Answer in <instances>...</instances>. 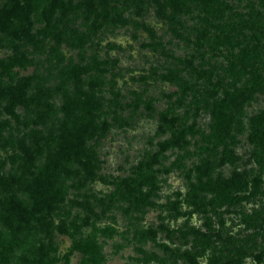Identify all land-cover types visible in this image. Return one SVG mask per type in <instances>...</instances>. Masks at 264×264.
Listing matches in <instances>:
<instances>
[{"label": "rangeland", "instance_id": "rangeland-1", "mask_svg": "<svg viewBox=\"0 0 264 264\" xmlns=\"http://www.w3.org/2000/svg\"><path fill=\"white\" fill-rule=\"evenodd\" d=\"M77 2L73 0L74 4ZM216 2L225 10L218 21L212 20L211 13L203 14L207 6L197 0L190 4L189 13L177 16L172 22L156 16L153 0H108V9L119 10L121 19L125 20L123 23L113 22L115 18L109 15L108 23L90 26L84 21L81 10L74 11L66 19L70 32L57 47L60 61L49 52L55 45L44 29L42 10L31 14L29 34L37 44L25 45L24 40L14 42L19 52H24L29 59L24 68L15 66L10 70L14 80L35 74L45 86L54 88L59 80L58 68L81 66L82 90L88 91L92 86L102 105L99 120L104 118L108 127L102 137L87 142L94 147L99 161L97 177L79 191L68 189L65 201L50 215L54 227L49 233L33 231L32 221L25 220L27 230L20 233L8 261L0 258V264H37L38 245L43 247L44 258L52 259L54 264H82L86 255L73 250L72 242H84L88 238L98 247V264H187L183 256L186 251L197 254L196 264H212L214 257L218 258V264H264V147L248 139L252 132L250 124L264 112L263 91L253 93L252 99L243 105V129L234 136L233 143L226 146L236 158L232 164L224 163L213 172L224 178L234 172L245 174V188L230 194L240 196L239 203L228 207L206 206L203 212H196L184 201L190 183H195V166L203 160L215 166L222 150L221 145H215L216 140L207 136L209 115L194 103L193 97L205 96L210 90L215 93L217 80L221 82L219 90L247 84V72L237 80L239 71L232 70L230 65L236 64L241 51L250 50L254 45L260 55L253 68H257L264 80V0H212L207 5L214 7ZM250 9L259 14L256 27L260 32L254 33L257 40L248 30H234L233 26L237 15L244 16ZM201 31L205 32L204 38ZM75 35L83 37L82 46ZM0 37L4 38L1 33ZM7 41L5 39L0 46V59L12 55ZM169 71L192 87V93H187L180 104L175 101L180 95L175 80L164 79ZM7 82L6 76L0 77V83ZM67 83L71 89V83ZM218 94L220 91L216 96ZM63 105L65 99L57 93L46 100L40 99L38 111L42 119L36 118V126L30 122L25 126L20 121L24 110L16 107L15 116L10 117L2 112L3 101L0 100V121L5 119L9 123L1 134L26 139L29 130H39L40 137H51L45 148L50 151L58 135L61 136L57 129L63 119ZM76 106L75 111L81 108L80 104ZM29 110L26 115L35 113ZM162 112L168 117L181 118L186 126L193 122L194 133L186 135L185 153L168 150L155 166L159 173L158 189L150 198L153 204L139 211H124L127 202H108L112 181L128 176L157 150L158 142L169 138V131L160 133L156 128ZM14 152L10 148L0 149V176L5 177L15 170V166L5 160ZM42 159L35 157L33 164L39 165ZM252 178L259 179L256 188L251 187ZM76 193L88 197L93 215L70 205L73 198L80 201ZM200 195L206 193L200 192ZM17 197L29 210L30 201L25 196ZM96 199L109 206L98 205ZM86 215L89 219L84 224L82 218ZM61 222L62 232L56 227ZM160 224L165 226L164 230L159 229ZM149 229L155 230L153 237L145 232ZM191 231L199 232L197 238ZM13 234L0 222V246L6 245Z\"/></svg>", "mask_w": 264, "mask_h": 264}, {"label": "trees", "instance_id": "trees-1", "mask_svg": "<svg viewBox=\"0 0 264 264\" xmlns=\"http://www.w3.org/2000/svg\"><path fill=\"white\" fill-rule=\"evenodd\" d=\"M107 1L78 0L74 4L73 0H0V33L4 36V38L0 37V46L7 39V43L10 44L13 50L11 56L0 59V77L6 76L8 80L7 83H0V100L3 101L2 112L14 117V109L21 107L25 112L20 120L23 125L26 126L30 122L33 126H36V118L38 121L42 119V113L38 111L40 99L46 100L55 93L65 99V105L62 107L63 119L57 129L58 133L61 131V136L58 135L56 144L50 151L46 150L51 141L50 136L40 137L39 130L32 128L26 134V139H22L23 137L15 138L12 134L3 137L1 133L9 126V123L5 119L0 121V149L10 148L16 151L5 159L8 164L15 166V170L5 177L0 176V222L14 232L11 239L6 241V245L2 244L0 246V258L3 262L8 261L13 245L20 239V233L24 229L27 230L25 220L32 221L33 231L49 233L54 227L50 221V215L65 201L68 189L79 191L97 177L99 161L94 147L88 145L87 142L102 137L108 127V123L104 118L99 120L102 115L100 113L102 105L96 98L92 86L88 87V91L82 90L80 76L83 72L81 66L58 68L59 80L54 88L45 86L39 81L40 76L35 74L14 80L10 70L15 66L24 68L29 62L25 53L19 52V46L14 42L24 40L25 45L37 44L29 34L30 16L34 11L41 9L45 23L44 29L55 45L49 48V52L60 61L57 47L62 40H65L63 36L70 32L66 19L74 11L81 10L84 21L88 22L89 25L100 26L108 23L111 21L109 15H113V18H115L113 22L115 20L120 23L125 22L124 19H121L119 10L117 11L115 7L108 9ZM197 1L207 6L203 14L208 15L211 13L214 15L213 21H218L220 17L224 16L225 10L221 8V3L216 2V5L211 7L207 4H211L212 0ZM153 2L156 16L172 22L177 16L191 11L189 6L193 0H153ZM258 15V12L253 9H250L244 16L237 15L236 22H233L234 25L232 24L235 27L234 30H248L251 33L250 36L252 35V38L257 40L254 33L260 32V29L256 27L258 20L256 17ZM207 25L210 27L212 24ZM200 34L204 38L205 32L201 31ZM75 38L79 41L78 44L82 46L83 37L75 35ZM250 50L241 51V55L235 60L236 64L232 63L230 65L232 70L237 69L239 71L237 72V80L240 76L242 77L245 71L247 72L249 75L247 84L245 83L241 87L233 86L231 89L219 90L221 82L217 80L215 93L210 90L205 96L193 97L194 103L197 106L199 105L202 110L207 111L209 115V133L207 136L216 140V146H222L221 155L215 166L212 162L203 160L194 168L195 183H190L184 201L196 212H203L206 206L212 208L214 206L228 207L238 204L240 196H230V194L234 191H242L245 188L243 178L245 174L234 172L229 178H224L219 174L214 175L213 172L214 168L224 163L232 164L236 158L226 149V146L228 143H233L234 136L243 129L241 120L243 105L252 99L253 93L264 92V80L258 75L257 68H253V63L260 54L255 45L250 46ZM250 53L252 55L249 58L248 54ZM245 67L247 70H244ZM190 69L194 71L192 67ZM194 74H198V71H194ZM164 79L175 80L180 92L177 100H175L176 104H180L187 93H192V87L185 80L177 78L173 71H169ZM67 82L71 83V89ZM218 91H220V94L216 96ZM37 97L41 98L38 99ZM77 104H80L81 108L75 111ZM197 109L195 106L194 113ZM27 110L29 112L35 110V113L26 115ZM261 120L264 121V112L250 124L252 132L249 134L248 139L252 143L256 141L264 147V123L262 124ZM156 128L160 133L169 131V138L158 142L156 144L157 150L148 159L134 167L128 176L112 181L113 189L107 196L108 202H127L124 211H139L143 207L153 204L150 198L155 196L158 189L156 177L159 173V169L155 166L161 163L165 158L164 153L168 150L175 149L178 152L185 153L188 144L186 135L194 133L193 122L186 126L181 118L168 117L166 112L160 113L159 124ZM35 157L43 158L37 166L33 164ZM250 182L251 187L256 188L259 179L252 178ZM200 192L206 193L208 198L205 197L206 195H200ZM19 195L25 196L30 201L29 210H26L23 206L22 201L17 197ZM75 196L80 198V201L73 198L69 202L70 205L81 207L88 213L93 212L85 194L76 193ZM103 202L101 199H96L98 205L109 206V204L105 205ZM172 209L177 213L175 205L172 206ZM88 215L82 218L84 224L88 222ZM23 224L26 225L23 226ZM56 227L58 231H64L62 222ZM164 228L165 226L160 224L159 229L164 230ZM145 232L152 237L155 235V230L149 229ZM190 233L195 238L199 234L198 231H191ZM82 241L72 242L73 250L86 255L85 259L82 260V264H98V247L95 242L91 238ZM37 251L40 255L37 264H54L52 259L44 258L43 247L38 245ZM196 255L187 251L183 254L187 264H196ZM212 260V264L219 263L217 257L212 258ZM224 264H230V262Z\"/></svg>", "mask_w": 264, "mask_h": 264}]
</instances>
